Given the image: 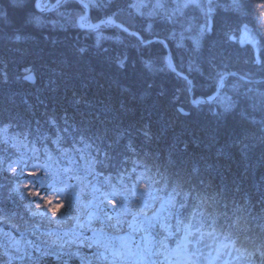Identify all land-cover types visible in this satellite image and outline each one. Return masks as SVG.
Segmentation results:
<instances>
[{"label":"trees","instance_id":"obj_1","mask_svg":"<svg viewBox=\"0 0 264 264\" xmlns=\"http://www.w3.org/2000/svg\"><path fill=\"white\" fill-rule=\"evenodd\" d=\"M219 1L226 8L212 16L202 48L195 52L189 47L186 53L170 38L177 25L168 19L155 21L152 35L145 31L147 22L140 28L129 21V0L91 7L90 22L114 17L145 42L155 37L165 41L170 51L160 41L143 46L113 26L100 29L108 38L98 45L92 32L78 27L41 29L30 24L38 14L37 0H0V261L6 247L11 256L16 253L5 233L19 244L23 232L36 243L51 244L85 209L113 216L136 209L145 199L137 204L138 187L156 191L161 173L174 178L179 172L193 183L203 179L212 193L226 188L229 214L236 206L244 215V208L253 214L261 210L264 0H243L240 14L229 0ZM68 4L64 8L74 17L85 13L77 1ZM247 33L257 44L246 39ZM169 54L175 69L193 80L195 98H211L225 74L235 72L250 82L234 77L223 82L220 96L236 99L228 113L217 103L192 105L190 84L164 64ZM191 57L194 66L188 70ZM29 74L36 83L24 80ZM46 198L53 206L66 205L55 223ZM61 220L65 227L58 228ZM225 235L229 233L217 231L218 247L228 244L251 254L264 246L259 229L228 241ZM38 255L16 264H36Z\"/></svg>","mask_w":264,"mask_h":264},{"label":"snow or ice","instance_id":"obj_2","mask_svg":"<svg viewBox=\"0 0 264 264\" xmlns=\"http://www.w3.org/2000/svg\"><path fill=\"white\" fill-rule=\"evenodd\" d=\"M171 4H175V12L182 7L175 0H171ZM171 4H157L155 7L149 4L147 7H153V11L159 14L160 9L166 11ZM231 7L240 14L243 0H233ZM211 14L210 6L205 15L210 17ZM200 30L207 31L208 24L205 23ZM193 172L198 174L199 170L194 169ZM28 175L35 176L36 173ZM157 184L161 186L156 191L148 190L136 209L116 216L102 209L98 213L85 209L80 215L72 217L74 226L68 227L62 234L59 231L56 233V240L51 244L43 241L33 245L32 241H28L27 247L21 248L19 242H13L12 247L18 255L9 256L7 247L4 255L9 261L13 258L31 261L33 255L28 249H34L39 253L35 258L36 264H202L205 260L207 264H212L211 254L205 256L204 250L211 247L208 241L217 238V231L229 233L224 237L226 241L232 236L239 239L238 233L243 235L257 229L264 231V205L261 204V210L256 214L247 208L243 209L247 215L241 214L239 206L229 214V205L225 202L228 199L226 188L209 192L206 181L200 179L193 183L182 178L179 172L174 173V178L161 173V181ZM28 195L36 196L37 193L29 192ZM111 203L115 209L116 203ZM222 203L223 211L220 210ZM53 204L51 198L45 199V207L55 223L66 205ZM36 207L39 209L41 205ZM221 217L224 223H221ZM57 227H65L64 222L61 220ZM232 246L235 247L234 241ZM224 247L227 248L228 244ZM259 253L261 264H264V246ZM0 264L4 262L0 261Z\"/></svg>","mask_w":264,"mask_h":264},{"label":"rangeland","instance_id":"obj_3","mask_svg":"<svg viewBox=\"0 0 264 264\" xmlns=\"http://www.w3.org/2000/svg\"><path fill=\"white\" fill-rule=\"evenodd\" d=\"M50 1L51 0H37L36 6L39 5V7H37L38 14L31 16L30 24L34 25L35 27H39L41 29L48 28V29H52V30H61V31H65L66 29L76 28V27H78V29L81 30L79 24L82 26H87L90 24H96V23L90 22V17L86 20L80 19L84 15H86V13H87V8L84 6L83 7L85 8V13L78 18L76 16L74 17L73 15H71V13L67 12L68 9L64 8V6L67 7V6L71 5L68 3H71V1L74 2L76 0H60V2L57 5L55 3L58 0H55L53 3H51ZM82 1L84 3H88V5L90 6V11H89V14H90L91 13V7L108 8V6L111 5L113 3V1H115V0H82ZM129 1H131L130 8H129V9H131V11L127 17V19L129 21L132 20L135 23L136 22L139 23L140 28L142 27L143 23L145 24L147 22V25L144 26L145 31L147 33H149L150 35H152L151 30H152L153 26L156 24L155 21H159V20L163 21V19H165V20L168 19L167 22H169V24H172L173 27H174V25H177L176 27H174L175 30L173 31V33L169 34L170 38L174 40V43H176V47L178 49H183L186 53L188 51L187 48H189V47H192L195 52H198L202 48L203 39L210 32L209 28H210L212 16L218 12L219 7L226 8V5L221 3V1H219V0H192V2H190V0H175V3L182 5L181 9L178 12H175L174 11L175 4H171V0H129ZM232 2H233V0H229L230 5H232ZM165 3L171 4V6L169 8H167L166 11L164 9H160L159 14H157L156 12L153 11V7H155V5L165 4ZM149 4H151L153 7H147V5H149ZM186 4H188L189 6L184 7V5H186ZM210 6H211L212 14L209 17V16H206L205 13L208 11ZM190 9H198V10H197V12L191 11L190 12L191 14H188V11H190ZM199 12H200V14H198ZM185 13H187V15H185ZM188 15H190V16H188ZM90 16H91V14H90ZM111 18H114V17H111ZM73 19L74 20L76 19V20L74 21ZM205 23L208 24V30L202 32L200 29H201V27H203L205 25ZM118 24H122L124 27H126L121 22H119ZM111 26L114 27V25L107 23V25L101 26L98 29L81 30V31H83L85 33L92 32L93 36L95 38L96 45H98L99 43H102V41L106 40V38H108V35H106L103 32H100V29H102L103 27H107L109 29V27H111ZM126 28L129 29L128 27H126ZM132 31H134V30H132ZM87 37H85V38H87ZM155 38H157V37H155ZM155 38H153V39H155ZM157 39H159V38H157ZM246 39L249 40L250 42H252L253 44H257V40H255L253 38V36H251L249 33H247ZM143 41H144V38H143ZM194 41H195V43H194ZM156 42H159V41H156ZM186 53H184V54H186ZM168 56H169V60L171 63V58H170V54H169L165 57V60H164L165 66H167L166 59ZM181 61H183L182 58H181ZM186 64H187L186 67L188 68V70L192 69V67L194 66V60L192 59V57H191V59L188 58ZM167 68L170 70L169 66H167ZM178 71L181 73L180 70H178ZM232 77L239 79L235 76H232ZM232 77H230V78H232ZM242 82H246V81L243 80ZM190 91H191V88L189 89V94H190ZM220 92H221V90H220ZM220 92H219V95H218L219 97L217 98V100L212 102V103H217V106L219 107V109H221V111H223L224 113H228V112L232 111L233 107H230V105H235L236 99L232 100V98L225 93H222V95L220 96ZM263 95H264V91H263ZM258 102H259V100H255L256 104ZM193 105H198V103H195ZM260 105H262L261 102H260ZM263 106L264 105H262V107ZM45 180H46V178H45ZM28 184H29V182L26 185H28ZM138 188L142 194L140 196H139V194L136 196L137 204L139 203V201H141L140 198H142V199L145 198V193L147 192L146 191L147 188L144 185L139 186ZM72 226H74V223ZM67 230H68V227L63 228L59 232L62 234L64 231H67ZM8 236L12 240L11 244H13V242H15V241H14V238L12 237V234L8 233L6 237H8ZM21 236L24 239L22 242L19 240L21 242L20 244L24 245L26 248L27 242L32 241L31 240L32 236L28 237L26 235V233H24V232ZM52 239H53L52 241L56 240L55 238H52ZM32 242H33V245L36 243L34 241H32ZM208 243L211 245V247L206 248L204 250V252H205V256H208L209 253L211 254L210 258H211L212 264H261L260 253H255V255L242 254V253H238L237 251L233 250L229 246L227 248L218 247L217 240H215V239H210L208 241ZM28 250L32 251V255L35 252L34 249H28ZM8 255L11 256L10 254H8ZM12 255H13L12 257H16L18 254L12 253ZM3 258H4L3 259L4 264H6L8 262H10L11 264H13V263L16 264V263H20V261H22V260H19L16 258H13L12 260L9 261L8 256H5L4 254H3ZM202 264H207V261L206 260L202 261Z\"/></svg>","mask_w":264,"mask_h":264},{"label":"water","instance_id":"obj_4","mask_svg":"<svg viewBox=\"0 0 264 264\" xmlns=\"http://www.w3.org/2000/svg\"><path fill=\"white\" fill-rule=\"evenodd\" d=\"M78 3H81L83 6L84 5H87V13L86 15H84L82 18L80 19H83V20H86L90 17V14H89V11H90V6L88 5V3H84L82 0H76ZM60 2V0L56 1V5ZM80 22V21H79ZM107 23H110L112 25H114V27L118 28L119 30L121 29L122 31H124L125 33L129 34V35H134L136 36L141 45H144V46H147L151 43H153V41H161L163 44H166L165 41H162V40H159L157 38L151 40V41H148V42H144L143 41V37L138 34L137 32L135 31H130L129 29H127L126 27H124L122 24H118L117 21L114 19V18H111L109 17L107 20L105 21H98L96 24H90V25H87V26H82L79 24L81 30H94V29H98L99 27L101 26H104V25H107ZM167 45V44H166ZM168 47V45H167ZM168 51L169 50V47H168ZM166 64L167 66H169L170 70L173 72V74H175L176 76H179L180 78H182L183 80H185L187 83L189 82L190 84V87H191V91H190V98L192 99L191 102H192V105L195 104V103H200V102H204V103H211V102H214L217 100V98L219 97V92L221 90V87H222V83L229 77H232V76H235L237 78H239L240 80H244L246 82H250V80H247L245 78H242L240 75L232 72V73H229V74H226V75H223L221 77V79L218 81L217 83V90L215 92V94L211 97V98H206V97H200L199 99H194L193 95H194V86H193V80L189 77V76H185L184 74L180 73L178 71V69L174 68V66L170 63V60H169V56L167 57L166 59ZM24 80L27 81V83H30V84H34L36 83L35 82V76L33 74H30V75H27L24 77ZM260 81H263V80H256V82H260ZM179 109V112L182 114V115H188V112L185 111L184 109L182 108H178Z\"/></svg>","mask_w":264,"mask_h":264},{"label":"bare ground","instance_id":"obj_5","mask_svg":"<svg viewBox=\"0 0 264 264\" xmlns=\"http://www.w3.org/2000/svg\"><path fill=\"white\" fill-rule=\"evenodd\" d=\"M36 8H37V6H36ZM37 11H38V10H37ZM123 32H124V31H123ZM126 34H127V33H126ZM29 75H30V74H29ZM193 97H194V95H193ZM189 98H190V96H189ZM194 99H199V98H195V97H194ZM191 100H192V99L190 98V104H192ZM203 103H204V102H203ZM211 103H212V102H211ZM211 103H210V104H211ZM198 104H199V103H198ZM208 104H209V103H208ZM178 108H179V107H178ZM180 108H181V107H180Z\"/></svg>","mask_w":264,"mask_h":264}]
</instances>
